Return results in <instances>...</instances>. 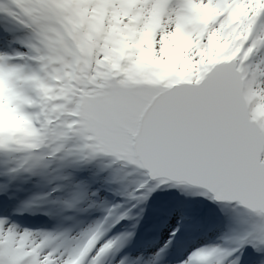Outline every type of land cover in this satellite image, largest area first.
<instances>
[{"label":"snow or ice","instance_id":"obj_1","mask_svg":"<svg viewBox=\"0 0 264 264\" xmlns=\"http://www.w3.org/2000/svg\"><path fill=\"white\" fill-rule=\"evenodd\" d=\"M0 13L30 33L27 51L0 52L11 173L76 141L69 156L128 189L64 201L99 212L75 234L0 211V264H264V0H0Z\"/></svg>","mask_w":264,"mask_h":264},{"label":"bare ground","instance_id":"obj_2","mask_svg":"<svg viewBox=\"0 0 264 264\" xmlns=\"http://www.w3.org/2000/svg\"><path fill=\"white\" fill-rule=\"evenodd\" d=\"M17 29H18L19 32H21V26L18 25V24H17ZM5 32L9 33V31L7 30V27H6ZM25 35H26L27 38H29L30 33H29L28 30L26 31V34ZM13 37H15V36L9 33V37L7 38V41L5 42V44H8V46L11 45L10 47H14L15 48V46H12V43L13 42L11 41V39ZM8 49H11V48H8ZM9 167H10V163L9 162L6 163V165H4V166L3 165H0V189L1 188L3 189V187L5 186V182L7 180H10V183L8 185L9 191H10L9 192L10 195H9L8 198L13 197V196H16L17 193H19V186H20V183H21V181L23 179H30V181L23 180V182L26 185V188L25 189H21V194H20L22 196L21 200H24L25 198L31 197V196H35L39 200V197L41 195L47 193V190L46 191H43L44 190V184H43V181L44 180L42 178H40L39 176H37V178L35 180H33L30 176H27V177L23 178L22 175H20V173H11ZM76 169H77V174L78 175H80V176H83L84 175V172H83V170H82L81 167H77ZM101 176H102V173H100L98 175V178H97V186L96 187L99 188V189H101L100 188V183H101V180L100 179H101ZM31 180H32V182L34 184V187L33 188H30ZM98 180H99V182H98ZM88 184L90 186L89 188H92L94 186V182L92 180H89ZM59 189L62 190L63 187L60 185L59 186ZM59 194L60 195H58L56 197L54 196V199L55 200H52V201H50V200H44V199L43 200H40L38 202L37 206L33 209V212L35 213V212H37V211H39L41 209H46L45 211H50V212L53 211V215H54L55 210H57L59 208V207H57L58 204H59V206H61V204L64 203L65 200L72 198L71 197L72 196V191H67L66 192V195H64L62 193H59ZM122 194H124L123 191L118 196L110 197V199H113V200H115V202H118V201L121 200V195ZM4 203H5V201L2 202V204H4ZM93 216H97V213L96 212H94V213H88L84 217H81V216L77 217L76 216L77 219H75L73 217L72 220L75 221V222H77V223H79V226L77 227V230H78L80 227L83 226V224L85 222H87L88 220L92 219Z\"/></svg>","mask_w":264,"mask_h":264},{"label":"rangeland","instance_id":"obj_3","mask_svg":"<svg viewBox=\"0 0 264 264\" xmlns=\"http://www.w3.org/2000/svg\"><path fill=\"white\" fill-rule=\"evenodd\" d=\"M22 30H24L25 32L27 31V29H25L24 27H21ZM4 123V115L2 112H0V125H2ZM9 123L12 126L15 127H20V123L17 121H9ZM76 143V141H71L69 142V145L67 146V148L65 149L64 152L58 154L56 157L51 158L49 160V166L46 169H42V170H38L35 173L33 172H27V171H23L21 170V175L22 177H27L30 176L31 178H33L34 180L36 179V176H39L40 178H42L45 182L47 181H55V183H58L65 188L68 189V191H72V198L74 196L75 191L77 190V178L76 175H74L73 169L76 167H81L82 170L84 167L89 166H93L95 167V174L99 175L100 173H102L101 177H107L104 176L103 174V170L98 166V165H94V164H88V165H84V164H80L77 163L75 158L72 156L68 155V148H71L74 144ZM47 151V150H45ZM22 157H18L16 159H13L5 154H0V165H6V163H10V167L9 169H11L12 167L16 166L18 159H20ZM85 169V168H84ZM84 171V170H83ZM71 172V173H70ZM66 174H70L72 177L68 178L66 181L64 180V175ZM105 180L103 179L102 182H104ZM45 182L43 184H45ZM121 191L123 192H127L128 189L124 186H118ZM89 189V188H86Z\"/></svg>","mask_w":264,"mask_h":264}]
</instances>
